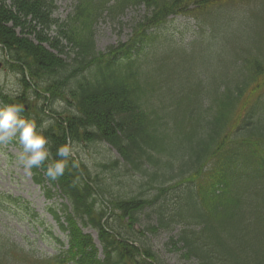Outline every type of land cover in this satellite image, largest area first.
<instances>
[{"label":"trees","instance_id":"16d2710c","mask_svg":"<svg viewBox=\"0 0 264 264\" xmlns=\"http://www.w3.org/2000/svg\"><path fill=\"white\" fill-rule=\"evenodd\" d=\"M246 1L77 0L68 18L59 21L55 0H0V46L22 86L12 94L0 84L1 107L23 105V117L37 125L48 122L49 158L32 167L34 179L43 185L47 175L70 203L63 204L64 222L51 209L68 233L66 249L38 258L0 235V264H163L140 235L175 227L179 231L169 243L198 264H264V13L256 15L260 26L247 44L238 50L233 41L231 58L218 52L214 80L199 70L203 55L182 68L183 83L185 76L193 78L192 94L174 86L171 69L167 88H162L165 62L146 70L140 60L170 15L205 17ZM257 1L264 6V0ZM141 5L147 12L131 36L98 51L97 21ZM229 28L225 35H236ZM215 29H220L218 22ZM197 96L209 99L207 116L206 108L196 105ZM57 101L66 108H53ZM97 142H107L120 156L103 167L124 166L157 194L109 198L100 175H93L72 151L61 175L53 179L47 174L51 164L63 159L57 155L60 146ZM184 144L190 152L176 156L173 148ZM170 180L175 184L165 187ZM44 189L48 199L54 196L51 188ZM166 193L167 202L161 199ZM148 208L156 224L142 228L140 214ZM81 223L97 231L103 255Z\"/></svg>","mask_w":264,"mask_h":264},{"label":"rangeland","instance_id":"374dc122","mask_svg":"<svg viewBox=\"0 0 264 264\" xmlns=\"http://www.w3.org/2000/svg\"><path fill=\"white\" fill-rule=\"evenodd\" d=\"M76 1L55 0L57 8L54 17L59 21L66 20L73 11ZM263 8L261 2L248 0L240 2V4L222 6L215 10L212 15L207 14L205 17L195 18L186 14H173L161 27L154 31V40L141 52L142 67L148 70L158 61L165 62L166 68L161 69L163 72L162 88H167V71L171 69L174 86L181 87L184 94H192L195 90L189 87V82L193 78L187 79L185 76V83H183L182 68L185 65H190V63L199 62L202 59L201 55H203L205 57L199 65V70L214 80L219 73L218 52L230 55L228 57L231 58V52L234 51V48L237 47L239 50L240 47L244 46V42L251 38L255 27L260 26L259 18L256 15L263 14ZM210 9L208 8V11ZM146 12V7L141 5L128 7L117 18L104 14L94 26L97 50L102 52L110 45H117L120 41H126L131 36L133 27ZM217 22L220 29L213 30V26ZM229 24L232 25V28H229V30L231 29L230 32L235 31L236 35H225L227 32L224 31ZM54 34V31L50 32V35ZM234 40L235 46L233 48ZM155 55L158 57L157 59H155ZM160 57L164 59L159 60ZM8 58V53L0 46V84L12 94H17L22 91V86L19 75L12 71L7 64ZM178 65H180L179 72L176 71ZM201 86L206 87L207 85L201 84ZM28 96L30 102L35 103L36 98L31 91L28 92ZM209 102L207 98L198 96L196 98V105H201L202 109L206 108L205 116L209 114L207 111ZM185 104L186 100H184ZM53 108L61 111L66 108V104L63 101H57ZM175 129L182 132L180 125H176ZM198 132L200 129L196 130L195 133ZM71 151L87 165L93 175H100L102 182L107 185L109 198L133 195L152 198L158 192L151 190L146 184V179H143L140 174L130 173L125 170L124 166L112 169L103 167L104 164L120 158L117 150L107 142L75 143L72 144ZM189 152L190 149L186 144L173 148V153L176 156ZM22 155L23 149L17 138L0 142V235L21 248L29 250L38 258L52 257L67 248L68 233L62 230L60 222L53 216L51 209L57 210L58 214L62 216L60 221L64 222V214L61 212L63 211V204L70 205V203L52 185L47 175H44V184H38L34 179L32 168L25 166L21 158ZM165 171L167 172V169ZM172 172L176 171L173 170L167 174L170 175ZM178 180L179 177L176 181ZM176 181L170 180L164 186L175 184ZM45 187L51 188L54 193L52 198L48 199ZM173 192L174 190H172ZM168 196L170 198V192ZM161 197L167 202V193L162 194ZM152 210V208H148L140 214L142 222L140 226L142 228H145L146 224H156L155 214L152 213ZM80 225L85 233H90L93 236L100 250V255H103L97 231L91 227L83 226L82 223ZM178 231L179 227H175L171 231L161 228L157 233L145 231L143 236L140 235V242L151 247L163 264H198L197 260L187 259L183 256L182 250L175 249L169 243L170 237L175 236L176 238Z\"/></svg>","mask_w":264,"mask_h":264},{"label":"clouds","instance_id":"9594fccd","mask_svg":"<svg viewBox=\"0 0 264 264\" xmlns=\"http://www.w3.org/2000/svg\"><path fill=\"white\" fill-rule=\"evenodd\" d=\"M24 106L8 104L0 107V142L17 138L22 146V159L28 168L39 166L49 158V150L46 147L48 140L44 134L48 128V122L44 121L37 125L34 119H27L21 115ZM71 147L62 145L57 150V155L63 159L56 160L48 167L47 174L55 179L64 171Z\"/></svg>","mask_w":264,"mask_h":264}]
</instances>
